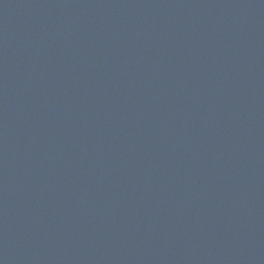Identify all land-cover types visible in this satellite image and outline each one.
<instances>
[{"label": "water", "instance_id": "1", "mask_svg": "<svg viewBox=\"0 0 264 264\" xmlns=\"http://www.w3.org/2000/svg\"><path fill=\"white\" fill-rule=\"evenodd\" d=\"M0 264H264V0H0Z\"/></svg>", "mask_w": 264, "mask_h": 264}]
</instances>
